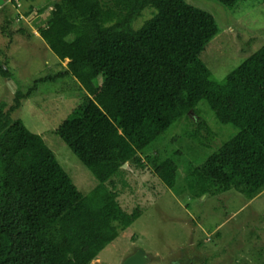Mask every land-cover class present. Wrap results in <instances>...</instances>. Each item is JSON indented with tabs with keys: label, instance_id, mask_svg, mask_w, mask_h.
I'll use <instances>...</instances> for the list:
<instances>
[{
	"label": "trees",
	"instance_id": "obj_1",
	"mask_svg": "<svg viewBox=\"0 0 264 264\" xmlns=\"http://www.w3.org/2000/svg\"><path fill=\"white\" fill-rule=\"evenodd\" d=\"M214 1L234 9L242 0ZM147 9L153 17L136 29ZM40 12L49 17L37 25L38 33L68 63L27 93L17 88L8 109L0 102V264L96 260L133 218L107 184L128 164L152 166L174 189L180 153L161 160L155 145L172 125L197 115L203 100L239 132L198 168V177L213 194L236 185L253 195L264 187V46L217 80L201 55L220 26L213 14L186 0H45ZM0 73L10 76L4 66ZM67 77L97 88L55 131L99 182L83 195L42 136L12 117L38 82Z\"/></svg>",
	"mask_w": 264,
	"mask_h": 264
},
{
	"label": "rangeland",
	"instance_id": "obj_2",
	"mask_svg": "<svg viewBox=\"0 0 264 264\" xmlns=\"http://www.w3.org/2000/svg\"><path fill=\"white\" fill-rule=\"evenodd\" d=\"M186 1L213 14L220 26L221 33L201 55L217 80L225 79L264 46V0H242L234 9L214 0ZM44 3L4 0L0 6V66L10 72L7 78L0 73V102L7 103L6 109L13 105L17 88L27 93L38 79L67 67L68 60L60 62L37 31V25L49 17L48 12H40ZM30 5L35 8L27 16ZM152 17V10H145L134 27L140 28ZM3 27H8L6 32L13 38ZM9 82L16 86L13 90ZM36 85L12 117L42 136L76 188L88 194L98 180L55 131L81 97H93L97 88L81 87L71 77ZM196 112L172 125L155 145L161 160L180 153L176 162L182 179L178 178L174 189L154 174L152 166L128 164L121 177L107 184L123 211L133 217L132 224L120 229L91 264H123L140 250L148 257L146 264H264V187L253 195L236 185L213 194L206 180L198 177V168L239 130L231 121L224 124L206 100L196 106Z\"/></svg>",
	"mask_w": 264,
	"mask_h": 264
},
{
	"label": "water",
	"instance_id": "obj_3",
	"mask_svg": "<svg viewBox=\"0 0 264 264\" xmlns=\"http://www.w3.org/2000/svg\"><path fill=\"white\" fill-rule=\"evenodd\" d=\"M4 4V0H0V6ZM9 87L13 90L16 86L14 83L9 82ZM124 168L127 167V164L123 166ZM148 262V257L144 251H137L134 255L130 256L123 264H146ZM174 264H189V263H174Z\"/></svg>",
	"mask_w": 264,
	"mask_h": 264
}]
</instances>
